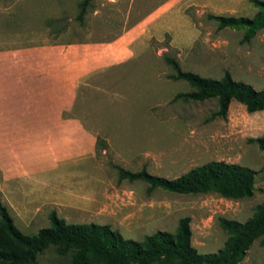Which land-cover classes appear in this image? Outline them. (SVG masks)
I'll use <instances>...</instances> for the list:
<instances>
[{"label":"rangeland","instance_id":"374dc122","mask_svg":"<svg viewBox=\"0 0 264 264\" xmlns=\"http://www.w3.org/2000/svg\"><path fill=\"white\" fill-rule=\"evenodd\" d=\"M77 2L0 0V97L24 103L0 107V152L37 147L41 157L45 150L53 155L61 171L86 160L104 190V211L89 209L96 193L88 183L61 184L60 192L61 199L88 209L44 201L22 218L1 189L0 201L27 235L49 226L51 210L67 223L109 224L133 240L156 230L173 232L177 220L188 216L191 246L198 253L216 251L227 237L218 218L242 222L264 200V147L250 141L264 139V111L248 113L231 101L225 118L207 121L215 101H173L176 92L189 87L167 78L170 69L162 56L171 55L181 69L202 76L219 78L227 70L232 79L262 89L264 27L241 42L240 30L217 29L206 17H250L256 9L249 0H92L84 34L66 30L51 36L44 20L65 15L76 25ZM96 136L107 149L96 150ZM209 160L251 168V195L148 192L143 182L117 181L112 167H144L171 178ZM262 237L251 241L239 264H264ZM34 264H69V254L59 255L49 245Z\"/></svg>","mask_w":264,"mask_h":264},{"label":"trees","instance_id":"16d2710c","mask_svg":"<svg viewBox=\"0 0 264 264\" xmlns=\"http://www.w3.org/2000/svg\"><path fill=\"white\" fill-rule=\"evenodd\" d=\"M256 9L250 16L217 15L207 13L217 29L241 31V42H249L264 27V0H249ZM92 0H78L70 25L65 15L44 20L48 33L57 37L66 30L81 35L87 30L88 14L93 10ZM169 67L167 78L185 82L189 89L176 92L172 100L202 102L213 99L216 109L207 121L225 118L231 101L243 105L246 112L264 111V88L231 78L224 70L221 77L202 76L181 69L177 59L163 54ZM260 148L262 137L250 138ZM95 148L107 149V144L96 136ZM116 180L140 181L148 192L159 189L173 194H200L213 192L224 198L249 197L254 184V171L244 165L209 160L168 178L149 173L144 167L131 171L119 164H112ZM49 226L37 229L34 234L22 233L13 223L10 207L0 201V264H34L37 254L47 246H54L59 255L69 254V264H239L252 240L264 233V200L256 204L251 215L240 222L224 217L218 225L227 235L222 246L214 252L198 253L190 244L189 217H180L173 232L156 230L141 240L124 238L109 224L67 223L54 210L47 214ZM264 245V237L259 240Z\"/></svg>","mask_w":264,"mask_h":264},{"label":"crops","instance_id":"0c3cea01","mask_svg":"<svg viewBox=\"0 0 264 264\" xmlns=\"http://www.w3.org/2000/svg\"><path fill=\"white\" fill-rule=\"evenodd\" d=\"M21 105H24L23 100L0 97V107ZM43 152L45 153L42 157L37 147L22 148L20 151L12 147L4 153L0 152V189L18 216L29 218L37 206L44 201L87 208L81 202L65 201L60 198L61 184L72 188L78 186V183H88L96 193L95 206L89 209L104 211L102 207L104 190L98 184L100 182H96L97 173L94 170L89 172L86 160L74 162L61 171V168L57 167L55 161L52 160L53 155L51 158L46 150ZM84 190L87 191L86 188Z\"/></svg>","mask_w":264,"mask_h":264}]
</instances>
